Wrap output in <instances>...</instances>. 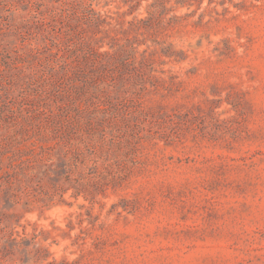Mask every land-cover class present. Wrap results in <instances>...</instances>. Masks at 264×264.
<instances>
[{"label": "rangeland", "instance_id": "1", "mask_svg": "<svg viewBox=\"0 0 264 264\" xmlns=\"http://www.w3.org/2000/svg\"><path fill=\"white\" fill-rule=\"evenodd\" d=\"M0 177V264H264V0H0Z\"/></svg>", "mask_w": 264, "mask_h": 264}, {"label": "trees", "instance_id": "2", "mask_svg": "<svg viewBox=\"0 0 264 264\" xmlns=\"http://www.w3.org/2000/svg\"><path fill=\"white\" fill-rule=\"evenodd\" d=\"M54 68H56V66H55ZM54 71H57V70H54ZM26 73H27V72H26ZM6 183L10 184V181L7 180V182H6V180H4V182H3L2 177H0V185H1V184H4V186H6ZM9 186H10V185H9ZM0 187H1V186H0ZM7 188H10V187H7Z\"/></svg>", "mask_w": 264, "mask_h": 264}]
</instances>
